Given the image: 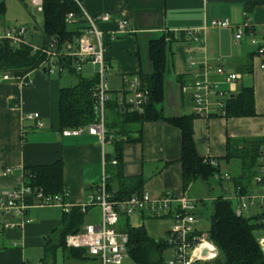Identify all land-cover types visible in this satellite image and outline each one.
<instances>
[{
    "label": "crops",
    "instance_id": "1",
    "mask_svg": "<svg viewBox=\"0 0 264 264\" xmlns=\"http://www.w3.org/2000/svg\"><path fill=\"white\" fill-rule=\"evenodd\" d=\"M81 3L89 15L110 16V21L100 23L99 27L109 65L108 93L119 101H125L129 96L124 89L123 76H137L139 70L145 74L151 72L148 43L163 33L178 38L172 44L171 64L165 72L161 109L166 117L195 115L192 127L197 153L203 158L218 159L217 180H222L212 182L210 189L199 180L186 190L182 189L181 133L163 120L144 122L140 141L122 145V170L128 178L141 176L143 190L152 199L165 192L176 198L187 195L199 199L195 229L202 231L196 228L198 214L201 210L208 211L207 201L222 194L236 204L237 193L231 178L240 173L239 161L223 159L227 140L261 139L260 151L264 149V69L260 67L264 59L256 52L259 46L264 47V0H81ZM223 19L229 27L211 26L213 20ZM245 20L249 27L235 37V28ZM117 21L124 23L122 29H118ZM187 29H199L200 35L190 37L185 33ZM37 40L36 37L30 39L34 44ZM217 67L224 73L218 74ZM64 72L67 71L56 77V74L34 70L28 75L30 83L27 85L15 81L0 83V196L4 190L21 185L23 167L47 165L57 160L62 162V181L68 204H82L99 184L103 150L109 152L110 148L103 147L96 135L86 131L64 135L59 129V89L77 82V77L74 84L61 77ZM230 73L238 78L227 80L226 75ZM194 81L212 85L207 93L210 111L206 114L194 112ZM244 87L252 90L254 114L223 116L218 104ZM32 113H38L42 127H36L35 120L29 117ZM111 117V112L106 110L105 120L109 121ZM225 174L228 177L223 179ZM256 177L261 180L257 182L254 177L248 194L264 197V174ZM62 212L57 206H34L27 210L21 228H0V264H22L27 262L24 260L27 249L42 248L44 251L45 243L56 244L53 239L60 232ZM260 213L263 208L251 207L245 216L255 217ZM83 214V225L96 223L99 219L97 207H90ZM167 219L169 227L164 229V236L171 226L170 218ZM255 236L264 238V230L257 229ZM192 264L224 262L217 252L214 257Z\"/></svg>",
    "mask_w": 264,
    "mask_h": 264
},
{
    "label": "trees",
    "instance_id": "2",
    "mask_svg": "<svg viewBox=\"0 0 264 264\" xmlns=\"http://www.w3.org/2000/svg\"><path fill=\"white\" fill-rule=\"evenodd\" d=\"M4 1H0V17L4 16ZM41 14L43 18L40 33L36 28H28L29 39L38 38L36 45L42 47L50 38H54L57 47L71 42L81 34L84 27L82 13L74 0H42ZM67 14H72L73 20L66 21ZM5 26V25H3ZM24 26V25H23ZM171 33H163L148 43V58L151 65L150 73L138 71L141 87L148 92L147 101L142 112L129 111L122 99L110 97L106 110L111 112V119L105 120L107 137H110V151H105V187L113 201L129 199L134 194L143 191L144 179L141 176L125 177L123 175L122 145L125 142L140 141L141 126L146 121L163 120L179 129L181 133V184L186 190L193 182L199 180L210 189L212 182L220 183L214 177H219L218 159L199 156L193 139L192 122L194 114L166 117L161 109L165 72L172 58V44L177 41ZM45 55L40 50H32L30 44L20 48H11L9 44L0 41V72L24 75L36 70ZM62 68L77 77L76 84L61 87L58 92V125L60 130L84 127L93 121V89L97 81L96 75L84 78L76 72L69 58H61ZM60 73V72H58ZM223 116L253 115V97L250 87H244L234 95L222 101ZM107 119V118H106ZM261 139L226 142L225 160L239 161V175L233 176L237 195H246L250 182L256 176L260 163ZM241 143V144H240ZM115 164H111V160ZM214 163V164H213ZM23 181L33 188H40L44 197L59 196L66 199V189L62 181V162L57 160L51 164L25 166L22 169ZM209 209V227L206 231L208 240L215 246L224 264H264V251L260 248L255 236L257 229L263 225L257 221L264 216L260 213L255 217L237 216L234 212L233 200L224 195H216L211 200ZM84 214L79 207H72L68 212H62L59 222L60 232L56 244L45 243L44 253H50L54 258L57 249L69 262L86 261L85 252L81 249L68 248L64 244L67 234L83 225ZM124 217V220L122 219ZM126 215H121L118 230L127 234L126 251L133 264H166L163 253L169 245L163 242V237H150L143 227H133ZM122 219V220H121ZM168 231L166 232V235ZM68 264V263H64Z\"/></svg>",
    "mask_w": 264,
    "mask_h": 264
},
{
    "label": "built area",
    "instance_id": "3",
    "mask_svg": "<svg viewBox=\"0 0 264 264\" xmlns=\"http://www.w3.org/2000/svg\"><path fill=\"white\" fill-rule=\"evenodd\" d=\"M74 1L82 13L85 24L81 29V34L73 41L66 42L58 48L56 40L50 38L45 46L40 47L30 41L29 31L23 25H0V41L5 40L11 48H20L24 44H30L33 51L40 50L44 53L45 58L36 70H43L48 75L64 71L60 59L65 57L72 60L76 72H79L84 65L95 68L94 74L97 81L92 93L94 98L93 121L84 127L64 129L62 134L75 135L86 131L88 134L96 135L104 147L110 141L105 129L106 106L109 101L107 83L109 65L104 56L103 32L99 24L110 21V16L108 14L89 15L83 10L81 0ZM28 3L34 6L37 11H41L42 0H28ZM72 20V14H67L66 21L70 23ZM117 26L118 29H122L124 23L117 21ZM211 26L229 27V23L225 19L213 20ZM247 27H249V24L245 20L243 24L235 28V37L238 38L242 30ZM185 33L190 37L198 38L200 30L187 29ZM251 42L254 43L255 41L252 39ZM256 52L264 59L263 46H259ZM260 67L264 69V61L260 64ZM215 71L218 74L224 73V70L220 67L215 68ZM28 75L29 73L17 75L8 71L0 72V83L15 81L27 85L30 83ZM236 78H238L236 74L226 75V79L230 81ZM122 80L124 89L129 92V96L125 100L127 109L142 112L143 105L147 101V90L141 87L137 76H123ZM211 86L208 82H193L192 97L195 113L206 114L210 111L207 93ZM218 106H222L221 102ZM29 117L35 120L36 127L43 126L38 113H32ZM115 163L114 159L111 160V164ZM260 163L262 164L260 171L264 174V149L260 151ZM105 165V151L103 150V171L100 182L95 190L87 196L86 201L76 206L80 208L82 213H85L90 207H97L99 210L98 221L84 224L80 229L67 234L64 239L66 247L81 249L85 252L87 260L77 264H123L124 259H129L126 251L127 234L118 230V224L121 215L129 216L135 212L146 213L153 218H170V229L168 234L163 237V242L169 245L168 250L171 251L170 256L165 258L166 264H192L196 260L214 257L217 254V250L208 240L207 234L198 232L195 229L197 223L195 213L199 199L187 195L176 198L169 192H165L157 199H152L143 190L140 194H134L129 199L113 201L105 187ZM6 172H9V170L7 169ZM225 177L228 176L226 174L222 176L223 179ZM217 178L218 176L215 175L214 179L217 180ZM255 180L260 182L261 177H255ZM235 199L234 212L237 216L244 215L251 207L263 208L264 214V197L246 194L236 195ZM34 206H57L63 212H68L74 207L66 201H61L59 196L44 197L40 188H33L23 181L20 186L4 190L1 193L0 228H21L25 223L27 210ZM257 222L263 225L262 230H264V216ZM257 240L260 248L264 251V238ZM203 250H206L204 255ZM22 264L29 263L23 262Z\"/></svg>",
    "mask_w": 264,
    "mask_h": 264
},
{
    "label": "rangeland",
    "instance_id": "4",
    "mask_svg": "<svg viewBox=\"0 0 264 264\" xmlns=\"http://www.w3.org/2000/svg\"><path fill=\"white\" fill-rule=\"evenodd\" d=\"M1 1V0H0ZM5 12L4 16L0 17V25H8V26H19L24 25L28 28H36V33H40L42 27V14L37 11L34 6H31L28 3V0H3ZM95 68L93 70L89 67V65H84L81 70L78 72L81 76H92L94 75ZM56 77L58 73H55ZM61 77H65L74 84L76 82V76L71 73H61ZM108 149V145H106ZM257 176H262V172L258 168L255 172ZM256 177V176H255ZM255 182V180H253ZM212 201H207L208 211L201 210V213L198 214L199 224L197 225V229H201L204 233L206 229L209 227V205H211ZM234 203V201H233ZM247 212V211H246ZM245 216V213H244ZM129 224L133 227H143L147 234L152 238H160L164 236V229L169 227V220L167 218H153L148 214L144 213L142 216L139 213H133L129 215ZM171 224V222H170ZM200 227V228H198ZM204 227V228H203ZM207 231V230H206ZM58 234L54 236V241L57 242ZM171 251L165 250L163 256L165 258L170 256ZM24 260L29 264H73L72 261L66 260L62 255L59 249L56 250L54 258L50 255V253L45 254L42 248L36 249H27L25 251ZM77 264V263H76ZM123 264H133L130 259H124Z\"/></svg>",
    "mask_w": 264,
    "mask_h": 264
},
{
    "label": "water",
    "instance_id": "5",
    "mask_svg": "<svg viewBox=\"0 0 264 264\" xmlns=\"http://www.w3.org/2000/svg\"><path fill=\"white\" fill-rule=\"evenodd\" d=\"M206 253V250H203V255Z\"/></svg>",
    "mask_w": 264,
    "mask_h": 264
}]
</instances>
